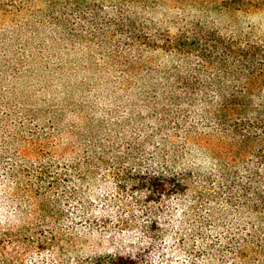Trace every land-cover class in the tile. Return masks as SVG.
<instances>
[{
    "label": "trees",
    "instance_id": "1",
    "mask_svg": "<svg viewBox=\"0 0 264 264\" xmlns=\"http://www.w3.org/2000/svg\"><path fill=\"white\" fill-rule=\"evenodd\" d=\"M238 13L264 0H0V264H264V37ZM82 60L88 94H18ZM108 81L131 104L101 118ZM79 225L114 251L80 255Z\"/></svg>",
    "mask_w": 264,
    "mask_h": 264
},
{
    "label": "rangeland",
    "instance_id": "2",
    "mask_svg": "<svg viewBox=\"0 0 264 264\" xmlns=\"http://www.w3.org/2000/svg\"><path fill=\"white\" fill-rule=\"evenodd\" d=\"M235 16L237 17L236 20L242 27H245V26L247 27L249 25L253 26L257 28L259 32L258 34L264 37V14L255 13V14L247 15L244 13H238ZM216 18H217L216 19L217 23H219L220 21L222 22V24L226 22L225 21L226 19L223 16L216 17ZM39 59L36 60L37 63L34 65V67L37 69L38 74H44L46 73V71L42 68L41 61ZM168 59L169 58L162 56V58L160 59L161 61L160 64H162V62L164 61L169 62ZM80 60H81V56H80ZM42 63H43V60H42ZM87 65L88 63L86 62L84 63V60H82L79 63V66H76L77 72L73 76L66 74L67 72L64 74L63 73L58 74L59 72H57L58 74L57 79L53 80L52 87H49L47 89L46 88L43 89V87L40 88L39 85L36 84V82H38V79L32 78V76H29V74L26 75L22 80L20 79L16 80L14 85L18 88V94L21 93L23 96L29 97L33 93L34 94L37 93V95H39L41 99L46 98V97L48 98L51 95H55L57 91L58 92L64 91L65 88L71 90V88L76 89L77 87V88H80V90L77 89L78 92H75L77 95L76 97L80 98V96H84V94L89 93L88 89L84 90V85H82L84 83L79 84L81 81L84 82V79L88 81L90 80L91 72L89 70H84L85 66ZM61 81H64L65 83H62ZM77 84L79 85L77 86ZM0 85L3 86V88L8 86L7 82L4 80L0 83ZM102 90L105 93L101 94L100 92L96 91L95 93L92 92L90 93V95H88L89 100L91 102H94L96 109H98L96 116L100 115L101 118L102 117L107 118L108 109L114 110L115 108H119L121 104L123 103L127 105L131 104L130 101H125V99H123V96L121 94H116L113 92V88L109 81L107 82V84L103 86ZM95 95H101V97L95 98ZM60 99L61 97L57 98L56 102H61ZM120 110H123L122 115L127 114V112H125L124 109L120 108ZM137 111H139V109H137ZM137 111L135 113H137ZM193 162H197L198 164H201L202 166H205V167H209L211 165V162H209L207 156L204 155L203 152H201L198 149L194 151ZM78 227H79V233H80L78 252L80 253V255H83V256L94 255V254L98 255V254H106V253L114 251L113 247L106 246L103 243H101V240L99 239L97 234L90 235L88 238L84 239V225H79Z\"/></svg>",
    "mask_w": 264,
    "mask_h": 264
}]
</instances>
